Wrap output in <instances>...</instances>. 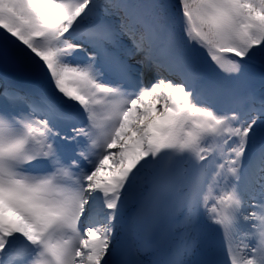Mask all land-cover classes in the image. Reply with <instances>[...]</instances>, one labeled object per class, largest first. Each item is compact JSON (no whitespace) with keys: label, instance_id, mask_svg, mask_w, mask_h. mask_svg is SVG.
Segmentation results:
<instances>
[{"label":"snow or ice","instance_id":"obj_1","mask_svg":"<svg viewBox=\"0 0 264 264\" xmlns=\"http://www.w3.org/2000/svg\"><path fill=\"white\" fill-rule=\"evenodd\" d=\"M0 264H264V0H0Z\"/></svg>","mask_w":264,"mask_h":264}]
</instances>
